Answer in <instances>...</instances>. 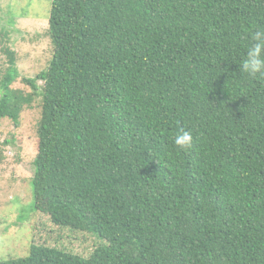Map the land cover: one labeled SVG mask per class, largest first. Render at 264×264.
I'll list each match as a JSON object with an SVG mask.
<instances>
[{"label": "trees", "instance_id": "16d2710c", "mask_svg": "<svg viewBox=\"0 0 264 264\" xmlns=\"http://www.w3.org/2000/svg\"><path fill=\"white\" fill-rule=\"evenodd\" d=\"M48 10L53 49L36 76L2 46L0 122L41 98L34 212L98 236L88 255L33 241L0 264H264V78L240 70L264 0ZM181 128L190 149L174 143ZM13 142L0 137V162Z\"/></svg>", "mask_w": 264, "mask_h": 264}, {"label": "rangeland", "instance_id": "374dc122", "mask_svg": "<svg viewBox=\"0 0 264 264\" xmlns=\"http://www.w3.org/2000/svg\"><path fill=\"white\" fill-rule=\"evenodd\" d=\"M48 2L0 0V69L6 64L2 46L7 42L18 53V67L23 76H36L47 66L53 49L48 35ZM4 26L10 34H6ZM40 99L26 110L20 123L10 119L0 122L2 140H14L5 147V160L0 162V259L27 256L33 241L88 255L97 240V234L61 227L50 215L34 212L30 179L37 155L35 118Z\"/></svg>", "mask_w": 264, "mask_h": 264}, {"label": "clouds", "instance_id": "9594fccd", "mask_svg": "<svg viewBox=\"0 0 264 264\" xmlns=\"http://www.w3.org/2000/svg\"><path fill=\"white\" fill-rule=\"evenodd\" d=\"M251 39L253 43L247 49L240 70L251 76L260 74V77L264 78V28L255 31ZM174 143L180 149H190L194 143L192 132L181 128L174 138Z\"/></svg>", "mask_w": 264, "mask_h": 264}]
</instances>
